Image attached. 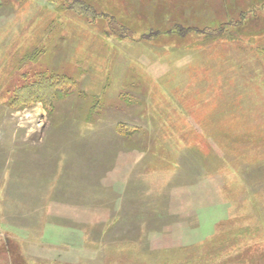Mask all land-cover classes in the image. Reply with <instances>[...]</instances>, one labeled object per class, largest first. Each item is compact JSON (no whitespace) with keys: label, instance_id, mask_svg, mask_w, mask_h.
Returning <instances> with one entry per match:
<instances>
[{"label":"rangeland","instance_id":"374dc122","mask_svg":"<svg viewBox=\"0 0 264 264\" xmlns=\"http://www.w3.org/2000/svg\"><path fill=\"white\" fill-rule=\"evenodd\" d=\"M260 1L0 0V264H264Z\"/></svg>","mask_w":264,"mask_h":264},{"label":"trees","instance_id":"16d2710c","mask_svg":"<svg viewBox=\"0 0 264 264\" xmlns=\"http://www.w3.org/2000/svg\"><path fill=\"white\" fill-rule=\"evenodd\" d=\"M258 1H260V0H258ZM261 3H263L264 2V0H261L260 1ZM249 3V2H248ZM72 4V7L74 8V9H76V10H78L79 12H86V13H89V14H93L94 16H96L97 15V10H96V8H94V6H92V5H89V2H87V0H86V2L85 1H81V0H74V2L73 3H71ZM247 9V10H246ZM257 10V9H256ZM255 12V9L252 7H246L245 9H242V10H240V13L242 14V16H241V18H244L245 17V12L247 13V12ZM104 13H107V12H104ZM113 15H115V14H113ZM228 17V16H227ZM243 21L244 20H240L239 21V25L240 26H246V24H244L243 23ZM225 23H224V21H222L219 25H218V27H217V29H215V30H217V31H214V32H216V33H214V35H212V33H206V37L207 38H209V39H211V40H215V39H218V38H221V36H223V35H225V34H223V32H224V29H225V26H223ZM122 25V24H121ZM178 28H180V30L181 29H184V28H182V27H180L179 25H176ZM214 27V26H213ZM223 27H224V29H223ZM229 27V26H228ZM186 28V27H185ZM189 28V27H188ZM188 28H186V29H188ZM215 28V27H214ZM248 28H251V29H249L250 30V35L253 37V38H255V37H258V39H261V40H264V32L263 31H261V32H257V33H255L254 31H252L253 29L252 28H256V27H250V26H248ZM236 29V28H235ZM187 31V30H186ZM187 33L186 32H183V35H186ZM264 42V41H263ZM206 44H209V43H207V41L205 42ZM204 42H203V44H205ZM205 44V45H206ZM263 45H264V43H263ZM35 55V54H34ZM33 55V56H34ZM36 55H38V54H36ZM36 55H35V57H36ZM27 56H29V55H27ZM31 56V55H30ZM56 78V77H55ZM45 85L47 88H48V90H50L51 91V98L52 97H54V96H56V94H57V92H56V88H54L53 86H54V78H45V79H42V82H37V83H35V87H38V89H40V91L41 92H45V88L42 86V85ZM43 90V91H42ZM43 92V93H44ZM46 93V92H45ZM55 100V97L53 98V100H51V101H54ZM220 127H223V129L224 130H228V127L227 126H220ZM263 129V128H262ZM261 129V130H262ZM244 131V132H243ZM249 130L248 129H244V128H242L241 129V133H240V135H239V140H235V141H238V142H240V140H243L244 138H245V140H249L250 138L251 139H254V132H248ZM246 142V141H245ZM224 241H222V243H220L219 245H217L216 247H214V252L212 251L211 252V254H212V257H211V259H207V260H203V259H198L199 261H197L198 263L197 264H207L209 261H210V263H212V264H225L226 263V259L227 258H232V257H234V258H238V257H243V256H249V255H251V254H253V256H254V258L256 257L255 256V254L253 253L254 252V250H256V253H258V247H255V246H252V249H253V252H252V250H247V252L245 251V255H240L239 253H235L234 255H232V254H230V253H228L227 251H225L226 250V245H227V239H223ZM235 242H233L232 244H234ZM249 252V253H248ZM252 252V253H251ZM262 254V253H261ZM192 255L191 254H188V256H187V258L185 257L179 264H190L191 263V257ZM155 260V262H156V259H154ZM153 260H151V263L152 264H154L155 262H152ZM208 261V262H207ZM207 262V263H206ZM217 262V263H216Z\"/></svg>","mask_w":264,"mask_h":264}]
</instances>
